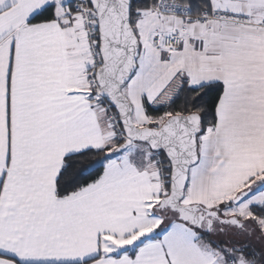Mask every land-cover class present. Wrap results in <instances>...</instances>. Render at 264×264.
Masks as SVG:
<instances>
[{
    "label": "snow or ice",
    "instance_id": "snow-or-ice-1",
    "mask_svg": "<svg viewBox=\"0 0 264 264\" xmlns=\"http://www.w3.org/2000/svg\"><path fill=\"white\" fill-rule=\"evenodd\" d=\"M0 264H264V0H0Z\"/></svg>",
    "mask_w": 264,
    "mask_h": 264
}]
</instances>
